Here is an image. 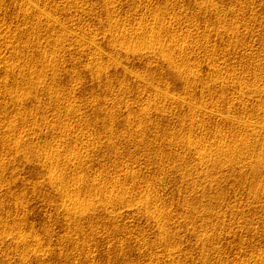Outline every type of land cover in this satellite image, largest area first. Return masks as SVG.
Returning a JSON list of instances; mask_svg holds the SVG:
<instances>
[{"label": "rangeland", "instance_id": "rangeland-1", "mask_svg": "<svg viewBox=\"0 0 264 264\" xmlns=\"http://www.w3.org/2000/svg\"><path fill=\"white\" fill-rule=\"evenodd\" d=\"M31 1L0 0V264H264V166L242 175L223 153L203 168L183 145L239 147L241 161L255 148L233 123L264 109L249 90L264 82V0ZM140 35L172 41L182 68L133 51Z\"/></svg>", "mask_w": 264, "mask_h": 264}, {"label": "bare ground", "instance_id": "bare-ground-1", "mask_svg": "<svg viewBox=\"0 0 264 264\" xmlns=\"http://www.w3.org/2000/svg\"><path fill=\"white\" fill-rule=\"evenodd\" d=\"M22 1L25 2V3H26L31 9H36V8H37V6L34 5V4L32 3L33 1H31V0H22ZM200 5H201V4H200ZM203 5H204V4H202V6H203ZM46 19H48V20H49L50 22H52L54 25H59V28L62 30L63 33H68V35H70V31H69V30H72V29H70V27H68V26H66V25H62V24H57V21L54 20V17L47 16ZM162 26H163V25H162ZM162 26H160V27H162ZM112 27L114 28L115 26H112ZM163 28H164V27H163ZM153 29H154V28H152V30H153ZM114 31H116V30H114ZM117 31H118V30H117ZM117 31H116V32H117ZM150 31H151V30H150ZM71 32H72V31H71ZM77 32H79V33H77ZM80 32H81V31H76V32H74V33H76V34H74V33L72 32V34H74V35H70V36H73V37L75 36V37H76V40H77L79 43H81L82 45L85 44V45H88L89 48H91L92 50H97V49H98V43L96 42V39H95L96 37L94 38V34L91 35L90 33H86V32H85V33H84V32H83V33H82V32L80 33ZM134 32H135V31H134ZM141 33H142V32H141ZM150 33H151V32H150ZM154 33H156V32H154ZM158 33H159V32H158ZM152 34H153V32H152ZM133 35H134V34H133ZM149 35H150V34L148 33L147 36L149 37ZM156 35H158V34H156ZM156 35H155V37H156ZM135 36H136V33H135ZM140 36L142 37V38H141V39H142L141 42H142V43H143V42H146V41H143V40H145V39L148 38V37H145V35H140ZM158 36H159V35H158ZM150 37L152 38L153 36H150ZM159 37H160V36H159ZM71 38H72V37H71ZM151 38H150V39H151ZM156 38H157V37H156ZM73 40H74V38H73ZM148 40H149V38L147 39V41H148ZM77 41H76V42H77ZM151 41H153V42H152V43H149V42H151ZM112 42H113V41H112ZM137 42H138V40H137ZM141 42H140V43H141ZM163 42H164V41H163ZM163 42H162L160 39H158V38H157V39L153 38L152 40H150V41L147 42L148 44H146V43L144 44V47H145V48L143 47L144 49L142 48L143 45H141V48H138V47H137V43H136V46L133 45L134 43H132L131 45L134 46V47H132L133 51H134V50H137V52H138V51L141 52V50L143 51V50H145V49H147V51L149 50V51H148L149 53H150V52H153V53H155V52H160V53H158V54H159V55L161 54V56L164 58L165 61H164L163 58L161 57L162 60L164 61V64H166L165 62H167V63L169 64V68H170V67H171V68H175V69H176V68L179 69L180 67L182 68V65H181V66H180V65L177 66V64H176L177 61H176V62L174 61V59L176 58V56L174 55L175 57L173 58V55H172V54L175 53L174 50H177V49H174V50H173L174 52H173L172 54H171V52L169 51V50L171 49V48H169V45H170V47H171L172 44H173V43L171 44L172 41H169V42H170V44L168 43L169 45H168L167 43H165V42H167V41L164 42V43L166 44L167 49L169 48V50L166 49V47H165V45H164ZM116 43H117V41H116ZM118 43H119V42H118ZM122 43H123V42H122ZM174 43H175V45H176V42H175V41H174ZM113 44H114V43H113ZM113 44H112V45H113ZM82 45H81V46H82ZM110 45H111V44H110ZM112 45H111V46H112ZM115 45H116V44H115ZM119 45H120V47H121V45H123V44H119ZM124 45H125V44H124ZM126 46H127V45H126ZM129 46H130V44H129ZM138 46H139V45H138ZM173 46H174V44H173ZM112 47H113V46H112ZM115 47H116V46H115ZM127 47H128V46H127ZM127 47H126V48H127ZM174 47L176 48L177 45L174 46ZM174 47H173V48H174ZM116 48H118V46H117ZM122 48H123V47H122ZM122 48H121V49H122ZM127 49H128V48H127ZM179 49H180V48H178V50H179ZM87 50H88V49H87ZM92 50H91V51H92ZM119 50H120V49H119ZM123 50H124V49H123ZM129 50H131V49L129 48L128 51H129ZM171 50H172V49H171ZM178 50H177V51H178ZM263 50H264V49H263ZM85 51H86V50H85ZM126 51H127V50L125 49V52H126ZM145 51H146V50H145ZM180 51H181V50H180ZM93 52H96V51H93ZM125 52H124V53H125ZM129 52H132V51H129ZM133 53L135 54L136 52H133ZM138 53H139V52H138ZM145 53H146V52H145ZM153 53H151V54L153 55ZM125 54H126V53H125ZM127 54H128V52H127ZM129 54H130V53H129ZM129 54H128V55H129ZM134 54H133V56H134ZM151 54H150V55H151ZM175 54H177V53H175ZM179 54H181V52H180ZM179 54H178V56H179ZM128 55H127V57H130V56H128ZM131 55H132V53H131ZM135 55H136V54H135ZM140 55H141V54H140ZM148 56H149V55H148ZM155 56H157V55H155ZM159 57H160V56H159ZM178 58H180V57H177V59H178ZM243 58H244V57H243ZM181 59H182V58H181ZM181 59H180V60H181ZM178 62L181 63L182 60L179 61V59H178ZM183 62H184V61H183ZM183 62H182V63H183ZM258 63H259V62H258ZM262 63H263V62L261 61V64H259V65L256 64V65H258L259 68L262 69V68L264 67V66H263L264 64L262 65ZM114 64H115V63H114ZM118 65H119V64H118ZM183 65H184V63H183ZM185 65H186V63H185ZM119 66H120V65H119ZM254 66H255V65H254ZM167 67H168V66H167ZM184 67H186V66H184ZM184 67H183V68H184ZM175 69H174V70H175ZM177 69H176V70H177ZM216 69H217V68H216ZM216 69H215V70H216ZM211 70H212V69H210V71H211ZM215 70H214V71H215ZM256 70H257V69H256ZM172 71H173V70H172ZM177 71H179V70H177ZM216 71H217V70H216ZM253 71H254V70H253ZM189 72H190V71H189ZM175 73H177V72H175ZM179 73H180V72H179ZM179 73H178V74H179ZM181 73H182V72H181ZM183 73H184V72H183ZM183 73H182V74H183ZM185 73H186V72H185ZM211 73H212V72H211ZM254 73H255V71H254ZM256 73H257V72H256ZM263 73H264V72H263ZM263 73H262V76L264 75ZM187 74L190 75V73H187ZM187 74H186V75H187ZM216 74H217V73H216ZM174 75H175V74H174ZM191 75H192V74H191ZM213 75H214V73H213ZM192 76H193V75H192ZM192 76H191L190 78H192ZM196 76H197V75H196ZM198 76H199V75H198ZM139 77H140V76H139ZM139 77L136 76L137 79L141 80ZM179 77H181V76H179ZM183 77H184V76H183ZM236 77H237V76H236ZM236 77H235V80H236ZM251 77H252V76H251ZM256 77H257V76H256ZM177 78H178V76H177ZM188 78H189V77H188ZM190 78H189V79H190ZM195 78H196V77H195ZM241 78H242V77H241ZM249 78H250V77H249ZM261 78H262V77H261ZM184 79H185V78H184ZM184 79H181V80H184ZM189 79H188L187 81H189ZM193 79H194V77H193ZM191 80H192V79H191ZM242 80H244V79H242ZM248 80H249V79H248ZM250 80H251V79H250ZM255 80H257V79H255ZM258 80H259V79H258ZM261 80H263V79H261ZM192 81H193V80H192ZM144 82H146V81H144ZM259 82H260V81H259ZM259 82H258V83H259ZM261 82L263 83L262 86L260 85L261 87L259 86L260 83H259L258 85H256V87H254L255 84H256V81L253 82V83H255V84L253 85V87L255 88V89L253 88L254 92H252V88L249 89V90H251V93H255V95L258 94L259 96L263 97V96H264V82H263V81H261ZM150 83H151V82H150ZM150 83H149V82L146 83V84H149V85H146V86H150L149 88L152 89L153 87H151V86H152L153 84L151 83V84H152V85H151ZM250 83H251V81H250ZM250 83L248 82V85H251V84H252V83H251V84H250ZM243 84H244V83H241V85H243ZM244 85H246V84H244ZM244 85H243V87H244ZM154 86H155V85H154ZM240 87H241V86H240ZM243 87H242V89L245 88V87H244V88H243ZM246 88H247V87H246ZM248 88H250V87L248 86ZM248 88H247V91H248ZM147 89H148V88H147ZM156 89H157V88H156ZM164 91H165V90H164ZM162 92H163V91H162ZM239 92H240V91H239ZM244 92H245V91H244ZM249 92H250V91H249ZM249 92H248V93H249ZM153 93H154V90H153ZM159 93H160V94H159L160 97L162 96V98H163V97H165V98H167V99L169 98L170 100L173 99V101H174L175 99L178 98V96H176V98H174V96H175L176 94H175L172 98H170L169 95H167V93H168L167 91H166V93H161V91H160ZM246 93H247V92H246ZM248 93H247V94H248ZM241 94H243V93H241ZM155 95H156V94H155ZM157 95H158V93H157ZM157 95H156V96H157ZM186 95H187V94H186ZM186 95H185V96H186ZM248 95H249V94H248ZM156 96H155V97H156ZM243 96H244V95H243ZM250 96H251V95H250ZM252 96H254V95H252ZM256 96H257V95H256ZM256 96H255V97H256ZM182 97H183V96H182ZM241 97H242V95H241ZM248 97H249V96H248ZM255 97H254V98H255ZM157 98H158V97H157ZM165 98H164V99H165ZM183 98H184V97H183ZM243 98H244V97H243ZM250 98H251V97H250ZM256 98H257V97H256ZM251 99H252V98H251ZM258 99H259V98H258ZM263 99H264V98H263ZM158 100H159V98H158ZM158 100L156 99V101H158ZM180 100H181V99H180ZM180 100H179V101H180ZM182 100H183V101H180V102L178 101V102H179V103H186V101H185L186 99H185V98L182 99ZM187 100H188V99H187ZM252 100H253V99H252ZM144 101H145V100H144ZM146 101H147V100H146ZM151 101H152V100H151ZM162 101H163V100H162ZM162 101L160 100V103H161ZM175 101H176V100H175ZM259 101H260V99H259ZM263 101H264V100H263ZM142 102H143V101H142ZM152 102H153V101H152ZM152 102H150V103H152ZM163 102H164V101H163ZM165 102H166V101H165ZM171 102H172V101H170V103H171ZM188 102H189V100L187 101L186 104H181V105H183V108H184V105H185V106H188V108H191V109L193 110V112H195V111H199V112H201V111H202V109H201V108H202V107H201L202 105H201V106L198 105V107H195L194 105H191V103H192L191 101H190V104H189ZM146 103H148V102H146ZM146 103H145V104H146ZM153 103H154V102H153ZM173 103H174V102H173ZM194 103H195V102H194ZM194 103H192V104H194ZM197 103H198V102H197ZM255 103H256V102H255ZM143 104H144V103H143ZM174 104H175V103H174ZM174 104H173L172 106H174ZM260 104H262V102H261ZM125 105H126V104H125ZM152 105H154V104H152ZM152 105H151V106H152ZM170 105H171V104H170ZM179 105H180V104H179ZM181 105H180V107H181ZM203 105H204V104H203ZM263 105H264V104H263ZM128 106H129V105H128ZM128 106H126L127 109H128ZM177 106H178V105H177ZM255 106H256V105H255ZM112 107H113V106H112ZM123 107H125V106H123ZM140 107H141V106H140ZM152 107H153V106H152ZM252 107H254V106H252ZM261 107H263V106L260 105V108H261ZM109 108H110V107H109ZM120 108H122V107H120ZM132 108H133V107H132ZM132 108H131V109H132ZM203 108L205 109L206 107H203ZM210 108H211V107H210ZM212 108H213V107H212ZM127 109H126V110H127ZM129 109H130V106H129ZM129 109H128V110H129ZM138 109H139V108H138ZM144 109H145V108H143L142 110H144ZM207 109H208V108H207ZM207 109H206V111H207ZM213 109L216 110L215 107H214ZM103 110H105V109H103ZM103 110H101V111H103ZM106 110H108V109H106ZM122 110H123V109H122ZM132 110H133V109H132ZM134 110H135V109H134ZM140 110H141V109H140ZM140 110H139V111H140ZM189 110H190V109H189ZM189 110H188V111H189ZM194 110H195V111H194ZM210 110H211V109H210ZM215 110H211V111H209L210 115L213 114V116H214V113H217V115H219V114H218V111H215ZM217 110H218V108H217ZM255 110H256V109H255ZM129 111H130V110H129ZM139 111H138V112H139ZM204 111H205V110H204ZM259 111H260V114H261V116H260L261 120L259 119V116L257 115L258 109H257V112H256V111H255V112H256V115L258 116L257 118H258L260 121H259V120L257 121V120H249V119H246V120H240L239 123H233V124H238V125L244 127L245 130H248V131L252 132V135H249V136H248V137L252 136V139L250 138L251 140H250V139L248 140V145L250 144L249 146H251V145H255V146H254L255 148H256V146L260 147V148H259V149H260V152H259V153H257L259 149L257 150V152L250 153V151H252V150L255 149V148H253L252 150H250L249 147H248V148H249L250 151L247 152V151H246V148H247V147H246V148H245V151H246L247 153L245 152V154H249V155H247L248 157H246L245 154L243 153L244 156L246 157V158L244 157V158H245L244 161H241L242 159H241V160L239 159L241 153L239 154V153H237V151H235L236 148H237L236 150H239V149H238L239 147H236L235 149L233 148L234 150L231 151L230 153L228 152L229 154H227V152L224 151L227 147H225V149H224V146H225V145H222L220 142H218L220 145H222V146H219V144L217 143V144H218V148H219V149H218V148L215 147L217 144H215L216 142L214 141V142H215V143H214V144H215L214 147H215V149H217L218 151L215 150V149L213 150V148L210 147L211 145L209 144V145H210L209 147L212 148L211 151L213 150L214 153H207V152H204L205 150L202 151V149H201V146H202L203 144H202V145H201V144L198 145L197 143H194V142H192V141L190 140V139H192V137H191V138L189 137L190 139H188V137H186L185 139H187V140H186V142H185L184 144H183L184 141H183V142L181 141V142H182V144L184 145V148H185V146H186L191 152H193V153H195V154L198 155V159H199V162H200V165H199L200 167L203 166V168H204V165L207 166V164H208V165L210 164L211 167L217 165V164H218V163L216 164L217 160H218V159L221 157V155H223V153H224V154H226V155H224V156H225V157H224V160H223V161H225L224 164L226 165L227 163H229L231 167L229 168V166H228V168H229L230 170H231V168H233L234 170L237 169V170H238V173H239V171H240L239 169H241V171H243L244 168L247 169L245 164H247V167H248L249 164H252V166H253L252 168H253V170H254V172H253L252 174H254L255 176H256V175H259V174H255V173H257V172L260 171V170L263 171V168L261 169V167L264 166V109H263V110H259ZM104 112H105V111H104ZM110 112H111V111H110ZM122 112H123V111H122ZM144 112H146V110L143 111V113H144ZM147 112H148V110H147ZM189 112H190V111H189ZM207 112H208V111H207ZM106 113H107V112H106ZM125 113H126V112H125ZM139 113H140V112H139ZM141 113H142V111H141ZM143 113L140 114V115H143ZM209 113H207V114L209 115ZM220 113H223V112L220 110ZM253 113H254V112H253ZM253 113H252V114H253ZM145 114L147 115L148 113H145ZM145 114H144V115H145ZM195 114H196V113H195ZM198 114H199V113H198ZM260 114H259V115H260ZM131 115H132V114H131ZM138 115H139V114H138ZM138 115H137V116H138ZM140 115H139V116H140ZM146 115H145V116H146ZM215 115H216V114H215ZM220 115L222 116V114H220ZM220 115H219V116H220ZM228 115H229V114H228ZM254 115H255V114H254ZM254 115H253V116H254ZM132 116H133V115H132ZM223 116L225 117L226 115H223ZM211 117H212V116H211ZM230 117H232V116L230 115ZM131 118H132V117H131ZM217 118H218V116H217ZM219 118H220V117H219ZM257 118H255V119H257ZM223 119H225V121H226V120L230 121V120L228 119V117L223 118ZM223 119H222V120H223ZM232 119H233V120H234V119L237 120L236 118H232ZM238 119H240V118H238ZM244 119H245V118H244ZM129 120H130V119H129ZM220 120H221V119H220ZM233 120H232V121H233ZM232 121H231V123H232ZM233 122H234V121H233ZM235 122H236V121H235ZM226 123H227V122H226ZM229 123H230V122H229ZM192 124H193V123H192ZM230 125H231V124H230ZM129 126H130V125H129ZM187 126H188V125H187ZM236 126H237V125H236ZM183 127H184V126H183ZM238 127H239V126H238ZM139 128H140V127H139ZM239 128H241V127H239ZM242 129H243V128H242ZM243 131H244V130H243ZM248 134H249V132H248ZM248 134H247V135H248ZM217 136H218V135H217ZM215 137H216V136H215ZM246 137H247V136H246ZM243 138H244V137H242V140H244ZM222 139H223V138H222ZM235 139H236V138H235ZM192 140H193V139H192ZM218 140H219V139H217V141H218ZM230 140H231V139H230ZM194 141H195V140H194ZM197 141H198V140H197ZM197 141H196V142H197ZM219 141H221V140H219ZM236 141H237V140H236ZM244 141H245V140H244ZM221 142L223 143V141H221ZM245 142H247V140H246ZM245 142H244V143H245ZM210 143H211V142H210ZM226 143H227V142H226ZM224 144H225V143H224ZM183 145H182V146H183ZM205 145L207 146V144H205ZM242 145H243V144H242ZM226 146H227V145H226ZM228 146H229V144H228ZM244 146H245V145H244ZM244 146H242V147H244ZM203 147H204V145H203ZM203 147H202V148H203ZM230 148H231V147H230ZM230 148H229V149H230ZM251 148H252V147H251ZM204 149H206V148H204ZM229 149L227 148V150H229ZM231 149H232V148H231ZM241 149H242V148H241ZM256 149H257V148H256ZM206 150H207V149H206ZM208 150L210 151V149H208ZM208 150H207V151H208ZM242 150H243V149H242ZM211 151H210V152H211ZM215 151H216V152H215ZM253 151H254V150H253ZM238 152H239V151H238ZM242 152H243V151H242ZM238 154H239V156H238ZM241 156H242V154H241ZM242 157H243V156H242ZM242 157H241V158H242ZM219 160H220V159H219ZM219 160H218V161H219ZM221 161H222V160H221ZM231 163H232V164H231ZM229 164H228V165H229ZM217 166H218V165H217ZM222 166H223V165H222ZM222 166H221V168H223ZM218 167H220V165H219ZM249 167H250V165H249ZM249 167H248V170L252 169V168H249ZM226 168H227V166H226ZM226 168H225V169H226ZM228 168H227V170H228ZM233 169H232V170H233ZM245 169H244V170H245ZM232 170H231V171H232ZM237 170H236V171H237ZM224 171H225V170H224ZM236 171H234V172L236 173ZM53 172H54V171H53ZM234 172H233V173H234ZM244 172H245V171H244ZM244 172H243V173H244ZM251 172H252V170H251ZM240 173H241V172H240ZM240 173H239V174H240ZM249 173H250V171H249ZM258 173H259V172H258ZM55 174H56V172H55ZM58 174H59V173H58ZM236 174H237V173H236ZM241 174H242V173H241ZM262 174H263V172H262ZM262 174H260V175H262ZM242 175H243V174H242ZM250 176H251V175H250ZM256 177H259V176H256ZM65 178H66V177H65ZM244 178H245V175H244ZM61 179L64 180L63 178H60V176H57V175H51V180H50V182H51V183H54V182H55V183H56V182H59V183H60ZM250 179H252V178H250ZM257 179H258V178H256V180H257ZM246 180H248V179L246 178ZM253 180H254V182H255V177H254ZM253 180H252V181H253ZM250 181H251V180H250ZM263 181H264V178H263ZM55 183H54V184H55ZM260 183H261V182H260ZM260 183H259V184H260ZM259 184H258V188H259L258 192H261V193L263 194V193H264V182H262L260 185H259ZM59 189L61 190V191H60V195H61L63 198H65V200H66V202H67V203H65V207H66V208H65L64 205H63V207H64L63 209H65L66 212H70L71 210H73L72 208H75V210L78 209L79 211H81V212H79V214L82 213V209H84V207H85V206H84L85 200H84V203H83V200L80 201L79 199H73V198L70 197L71 195L68 197V198H71V200H67V198H66V196H67V195H66V192H63L61 188H59ZM59 189H57V190H59ZM252 192H253V191H252ZM112 194H114V193H112ZM253 194H254L253 196H256V195H257V194H255V192H253ZM68 195H69V194H68ZM108 196H109V195H108ZM74 197H76V196H74ZM91 197L93 198V196H91ZM109 197H110V196H109ZM109 199H110V198H109ZM112 199H113V198H112ZM141 202H142V205L140 206V208H141L142 210H144V212H148L149 214L152 215V217H154L153 212H151V205H150L151 203L148 202L147 200H145V201H141ZM109 203H110V202H109ZM87 205H88V204H87ZM106 206H107V205H106ZM85 208H86V207H85ZM262 208H263V207H262ZM75 212H76V211H75ZM76 213H77V212H76ZM148 213H147V214H148ZM77 214H78V213H77ZM148 216H149V215H148ZM150 218H151V217H150ZM154 218L156 219V217H154ZM155 219H153L154 222H155ZM156 222H157V221H156Z\"/></svg>", "mask_w": 264, "mask_h": 264}]
</instances>
